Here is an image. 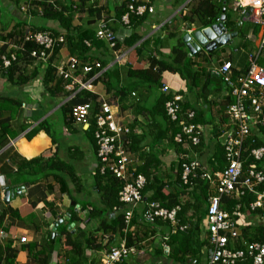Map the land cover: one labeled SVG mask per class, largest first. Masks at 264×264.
Masks as SVG:
<instances>
[{
  "label": "crops",
  "instance_id": "obj_1",
  "mask_svg": "<svg viewBox=\"0 0 264 264\" xmlns=\"http://www.w3.org/2000/svg\"><path fill=\"white\" fill-rule=\"evenodd\" d=\"M72 1L77 2V0ZM125 1L127 0H99L93 8L95 11L100 9V18H105L114 33L124 39L129 36L131 29L121 24L120 20L117 19V14L118 9ZM149 1L144 2L148 3ZM172 1L152 0L153 12L143 26L136 30L142 36L140 42L154 36L162 38L168 35L167 33L177 32L178 27H180L181 31L177 33L184 32V37L187 35L191 36L200 30V28L198 29L194 25L188 30L179 21H174L169 25L168 30L160 31V28L165 23L171 21L183 7L182 5L179 8H174ZM241 1L246 3V0ZM23 5L26 6V0H0V34L11 31L17 21H26V28H31V25H35L36 27L45 26L47 29L58 32V36L65 38L66 32L60 27L59 23L44 20L40 16L32 18L29 16V12L25 13L22 11L21 8H23ZM230 7H232V3ZM230 13L236 14L235 20H231L236 26L241 20L239 12H235L232 9ZM100 18H96V15L94 17L92 13L85 9L84 12L79 11L73 16L71 24L73 27H78L80 32L81 29H89L94 35L97 21ZM1 21L3 24H1ZM245 23L247 22L242 23L240 29ZM246 26L243 27L245 28ZM225 28L227 30L232 29L227 28L226 24ZM188 31L191 33L188 34ZM258 38L259 34L257 33L254 36L251 28L245 30L244 34H241L239 31L236 38L223 47L211 51V53H204L203 50L198 52L204 56L203 65L199 66L203 67L209 73L216 70L224 61L212 64L209 55L215 53L212 57L221 55L225 57V61L231 55V60L229 59L228 61L236 72L241 71L242 63L244 62L242 59L243 55H248L247 51L240 47L242 42L244 40L252 42L253 48L249 52L251 54L256 50ZM168 42L161 49V55L163 57L169 54V47L173 43L171 40H168ZM3 44L7 45V51L14 45L10 40L6 42L0 40V47ZM139 44L137 43L131 48L123 49L126 56L121 66L114 64V56L105 44L90 52L92 60H96L101 65H105L102 74L105 71H110L112 68H117V73H113L110 81L103 79V75H101L100 79L92 85L93 89L91 93L98 97L99 103L105 102L112 106L111 110L115 115L116 122L127 125L133 130V134L130 137L131 141L134 136L135 138L133 139L141 138V141L139 143L136 142V145L134 144L131 150L132 156L137 161V165L143 166L144 162L146 164L151 163L155 159L156 161L150 168L151 179L154 178L162 184L163 193L177 195V199L181 201L184 200V190L179 183L178 175L182 154H186L191 158L193 155L196 156L201 164L213 171L211 165L216 161L215 155L217 149L223 144L228 129V121L225 117L226 106L229 104V101H227V88L222 82L212 80L213 83L217 84L216 87L212 85L202 87L204 80H201L200 86L191 91L188 89L186 82L178 74L163 73L160 78L161 86L167 85L171 93L175 92L182 96V104H188L198 111V122L196 124L204 127V133L201 145L192 150L180 146L179 148L176 146L171 147L166 139L154 144V123L146 114L147 112L145 110L150 108L152 101L147 102L144 93L142 94L144 99L140 100L142 104H139L134 98L137 92H133L132 96L129 95L120 102L114 98V94L119 87H128L130 85L127 70H146L148 68L149 51L143 50L138 53L134 48ZM226 47H231L232 50L221 51L220 54L216 53L219 49ZM68 56L71 55L69 54L67 45L64 44L59 48L54 57L55 64L59 65ZM206 57L208 58L207 61ZM260 59L264 60V54H262ZM34 64L36 65L38 63L35 62ZM201 67H196L195 70L197 68L201 69ZM42 68L44 69L43 66ZM41 86H43L42 75L37 76L36 79H31L23 86L15 83L11 84L7 82L5 77L0 75V98L21 103L20 107L0 105V121L10 118L8 125L12 134L10 137H7V144L0 150V212L6 210L1 228L4 232V240L11 242V248L16 255V264H36V260L28 256V248H40L47 240H50L49 236L51 233H54V238L51 242L55 245L48 264H66L63 254L67 248L63 244L64 238H60L57 233L60 224L67 225L69 223V218H65L67 216L69 217L71 212L79 221H83L82 226H73V236L75 237L79 233V230H88L97 240L100 241L101 239L100 242L102 243V234L96 232V228L103 221V217L90 220L88 213L82 214L75 212L77 206L82 207L81 202L89 200L96 204L98 199L92 177V173L96 168V157L94 148L91 146L86 133L89 127L70 122L67 118L68 116L63 113L62 124L54 126H57V132H52L49 127L50 134L44 130H40L34 136H28L29 132L41 120L48 119V116L55 110H59L60 106L73 96L71 94L69 96L70 98L63 99L61 104L49 111L43 119L35 121V116L41 111L39 104L43 103V100L39 103L38 99L41 98L39 95L42 93L43 99V93L45 92H41V88L43 90ZM84 104L89 103H77L73 106ZM24 127H26L25 130H23ZM41 137H43V140L41 141L37 154L27 157L21 153L19 147L21 143H32ZM34 159L59 160L70 168L67 171L62 169L61 172H56L48 170L45 165V168L37 171L35 168L38 167L37 164L33 166V169L29 167V169L17 174V165L22 166L26 162ZM155 163L158 164L156 165ZM2 191L10 192L8 205H4L3 203ZM150 195L151 192L147 196ZM186 201H188V198ZM142 208L143 205L138 208L136 214L133 216L136 219V223L130 229L133 235L131 247H134L141 255L130 256L132 260L127 264H179L167 259L164 252L166 243L164 238L166 237L167 227H159L155 224L153 227H148L142 223L140 224L139 220L141 219ZM190 215L191 211L186 216L190 217ZM61 219L63 222L57 224ZM54 227L55 231L53 232L52 229ZM23 237L27 239V243L19 244V239ZM121 242L122 240L118 241V243ZM161 250L162 253L160 252ZM104 254L105 251L86 252V256L93 260L97 257L102 259ZM124 264L126 263L124 262Z\"/></svg>",
  "mask_w": 264,
  "mask_h": 264
},
{
  "label": "trees",
  "instance_id": "obj_2",
  "mask_svg": "<svg viewBox=\"0 0 264 264\" xmlns=\"http://www.w3.org/2000/svg\"><path fill=\"white\" fill-rule=\"evenodd\" d=\"M98 1L99 0H77V2H73L72 0H33L32 2H29L28 0H26V5L28 6L29 15L31 17L35 18L36 16H38V13L34 11V8L39 6L42 9L41 17L44 20L55 21L59 23L60 27L66 32L64 44L67 45L69 54L72 57L78 59L80 62L85 63L97 62L96 60H92V58L90 57V52L94 49H98L102 44L105 43L97 40L95 38V32L93 35V32L89 29H81L80 32L78 27L72 26L71 21L73 16L77 12H84L85 9L92 13L94 17L96 15V18H100V9L96 11L93 9ZM230 1L231 0H189V2L186 3V0H173L172 5L174 8H179L182 5L183 7L171 21L165 23L160 28V31L168 30L169 25L174 21H179L180 24H183L184 28H188V30L193 25L198 29L207 28L219 22L223 9H225V24L227 28L233 29L235 27V23L233 24V22H231V20H229L228 18L229 11L226 4ZM129 2L130 0L125 1L124 4L118 9L117 19L120 20V22L122 17L128 12ZM140 4H144L146 7V10L142 16L130 14L128 17L129 20L127 25L121 22L123 26L131 29L129 36L124 39L122 47L123 49H128L133 47L137 43H140L137 47L134 48V50H136L138 53L143 50L149 51L148 68L146 70H127L128 77L130 78V85L128 87H119L114 94V98L120 102L127 96H132L133 92H137V94L135 93L134 98L138 101L139 104H142L140 100L144 99L142 94L145 93V99H147L146 101H152L150 108L145 110L147 112L146 114L153 121L155 127V137L153 139V143L157 144L159 142H162L163 139H166L171 147L176 146L177 148H179V144L174 141V137L180 132V129L175 124L171 123L166 117L164 105L169 96L164 95L160 92L161 75L165 72L178 74L181 79L186 82L188 89L191 91L194 88L197 89L200 86L201 80H204V84L202 87L209 85L216 87L217 84L211 81V73L206 72L203 67L198 65L199 63L197 60L203 59L204 57L202 53L188 56V51L182 40L185 33H177L181 31L180 27H178L177 32L174 31L167 33L168 35L162 38L159 36H154L148 40L140 42L142 40V36H140L136 32V30L142 27L143 24L149 19V16L153 12V3L152 0H150L148 3L141 1ZM140 4L137 3L134 4V6L137 7ZM246 25L247 26L245 28L242 26V28L240 29L241 34H244L245 30H247L248 28H251L254 36L258 33L257 27H254L249 23H246ZM26 27V21H17L16 25L12 28L11 31L5 34L2 32L3 34H0L1 41L6 42L7 40H10L12 44L20 47V50L15 51V60L12 61L8 67H3L1 63V57L7 55V45L3 44L0 47V75L5 77L7 82L11 84L15 83L21 86L25 85L31 79L39 76L37 74L40 72L39 70L43 66L42 63H38L35 65V60L30 57L31 52L34 50H38L39 47L34 43L24 42V34L26 29H28ZM29 29L31 31H46L55 37H57L59 34L56 31L47 29L45 26L36 27L35 25H31V28L29 27ZM168 40L173 41V43L169 47V54L166 57H163L161 55V49L169 43ZM85 42H87L88 45H86ZM240 47L246 50L248 55H243L242 59L244 62L242 63L243 66L241 68V71L236 72V70L232 67L234 76H239L240 74L245 73L248 69L249 52L253 48V44L251 41L248 42L244 40ZM59 48L60 47L55 48L53 55L50 56V58L48 59V63L47 65H45V68L43 70L42 85L45 92L43 93V103L39 104L43 115H46L49 111L57 106V100L59 98L63 97L68 99L70 98L69 96H71V94H74V92L72 93V91L66 92L64 90V83L60 78L56 76L55 68H53V64L55 63L54 57L56 56ZM149 48L151 49L149 50ZM213 55H215V53L210 54L209 58ZM229 59L231 60V55L228 56L227 61ZM202 62H204V59ZM258 63L259 65L264 66L263 59H259ZM34 65L35 69L30 73L29 76H27L26 69ZM104 67L105 65H101L102 70ZM196 67H201V69L197 68V70H195ZM113 73H117L116 67L112 68L110 71H105L102 74L103 79H107L108 81H110ZM92 75L93 73H90L88 77ZM99 79L100 78L95 81H98ZM0 100L1 106L20 107L21 104L18 101L4 98H0ZM227 101H229V103L232 102V98L230 96H227ZM86 102L91 105L92 114H95L99 108L98 97L89 91L82 90L78 93H75L69 100L62 104L59 110H61L68 116L67 118L70 122H73L70 117L71 108L77 103ZM189 111L194 112L195 115L193 118V123L196 124L198 122V111L188 104L181 103L180 117H182ZM40 119L41 118H37L35 121H40ZM47 120L48 119L41 120L37 124V126L29 132L28 136H34L40 130H44L45 132L50 134L49 123ZM9 121L10 118L0 121V150L7 144V137H10L12 135L10 127L8 125ZM26 127H24L23 130H25ZM94 128V122L93 119H91L89 122V128L87 129L86 133L91 146L94 148L96 157L97 146L93 135ZM202 137L203 136H201L200 144L197 147L201 145ZM133 138H135V136ZM133 138L132 141L130 139V150L133 149L132 146H134V144L136 145V142L139 143L141 141V138ZM262 147H264V122L263 124H259L258 130L252 132L251 135L246 139L244 148H246L247 150L242 153V158L245 160L243 171L248 169L250 165L254 164L256 165L258 170L264 172V156L259 161L254 160L252 156H250V152L252 150ZM215 156L216 161L211 165L213 167V171L220 170L225 166V158L222 145L218 147ZM155 161L156 160L153 159L151 163L146 164V162H144L143 166L137 165V173L141 174L146 180V185L142 191V196L143 198H146V202H159L162 207L170 209L179 204L180 201L177 199V195L163 193L162 184H160L159 181L154 178L151 179L150 168ZM37 164L38 167H35L37 171L45 168V165L48 170H53L56 172H61L62 169L67 171L70 168L59 160L55 161L53 159H34L26 162L22 166L17 165L16 172L18 174L24 170L29 169V167H32L33 169V166ZM155 164L157 165L158 163ZM92 177L94 179V188L96 189L98 199L96 201V204L89 200L81 202V208L83 210H88V218L90 220L103 217V221L96 228V232H100L102 234V241L103 237L107 236V241L106 244H104V247H102L103 244L100 242L101 239L100 241L97 240V238L93 237L92 233L88 230H79V233L74 237L73 234L67 230V228L70 224H74L75 227H78L80 221L71 212L70 216L68 217L69 223L67 225L60 224L59 231L57 233L60 238H64L63 244L64 247L67 248L64 250L63 254L66 264H95L93 259L86 256L87 251H109L110 248L117 247L119 245L118 241L122 239L125 240V245L127 247H131L133 243L132 232H124L125 225L123 223V216L125 206L122 205L118 200V192L120 189L119 181L107 171L104 174H99L97 171V173L92 175ZM178 180L181 184L180 172L178 175ZM181 187L184 190V195H190L193 198L192 202L183 201V203L181 204V211L179 213L180 222L182 224H188L187 231L171 234L170 227L167 222L156 221L155 225L159 227H167V239L165 243L169 248L167 259H170L179 264H202L205 261L204 247L206 245V241L202 237L200 226L202 225L206 214L207 186L205 183L197 181L195 183V186L191 190H187V188L183 187L182 184ZM150 192L151 195L147 196ZM253 200V195L245 193L243 198L239 201V212L247 214L249 213L250 216L253 217L257 216L259 213H262L260 211L250 212L248 204ZM235 204L236 202L234 200L226 199L223 202L222 208L223 210L231 213L236 206ZM137 210L134 211V215L136 214ZM190 211L191 215L190 217H187L186 215ZM5 214L6 210L0 212V226ZM133 219L131 221V225L136 223V219H134V221ZM139 222L140 224L143 223L141 219L139 220ZM241 237L242 239H245L249 242H259L264 245V222L255 221L253 225L242 228ZM54 245L55 244L53 242L47 240L44 245H42L38 249L37 247L28 248V256L33 260H36V264H48L50 256L53 252ZM160 252L162 253V250ZM15 259L16 255L14 250L11 248V242L2 239L0 243V264H16ZM124 262L121 264H124ZM237 264H252V261L250 258H245Z\"/></svg>",
  "mask_w": 264,
  "mask_h": 264
},
{
  "label": "built area",
  "instance_id": "obj_3",
  "mask_svg": "<svg viewBox=\"0 0 264 264\" xmlns=\"http://www.w3.org/2000/svg\"><path fill=\"white\" fill-rule=\"evenodd\" d=\"M141 1L148 0H130L128 12L121 19L123 24H128L130 14L143 15L146 7L140 4ZM137 3L140 5L135 7L134 4ZM21 9L25 13L29 12L27 5ZM231 9L238 11L245 22L257 27L259 38L256 50L249 54V66L245 73L234 76L229 61H224L216 70L211 71V80L221 81L227 88V96L232 98L225 111L228 121V129L222 144L225 166L220 170L211 171L201 164L196 156L193 155L191 158L182 154L179 163L180 181L187 190H191L197 181L207 186L206 214L200 226L202 237L206 241L204 247L206 258L202 264H237L245 258H250L252 264H264V245L259 242H249L241 237L242 228L253 225L255 221L264 222V172L258 170L254 164L250 165L246 172L243 171L245 160L242 158V153L247 150L244 148L246 139L252 132L258 130L259 124L264 122V66L258 63L264 54V0H246V3L232 0ZM34 11L38 16H42L41 7H35ZM190 33L188 31V34ZM95 38L104 42L112 52L114 64L121 66L124 63L126 56L122 47L124 38L110 29L105 18L101 17L97 21ZM24 42L34 43L39 47L38 50L31 52L30 57L35 62L42 63L45 68L55 48L64 45L65 39L63 36L55 37L49 32L31 31L28 28L24 34ZM85 44L88 45L87 42ZM17 50H20V47L13 45L7 51V55L1 57L3 67H8L15 60ZM53 68L56 76L63 81L64 90L72 91L74 94L81 90L91 92L94 81L100 78L103 72L99 62L82 63L72 56H68L59 65L54 63ZM90 73L93 75L88 77ZM160 92L169 96L164 105L166 117L180 129L174 141L182 148L191 150L196 148L200 144L204 127L193 123L195 115L193 111L180 117L183 101L180 94L171 93L167 85H162ZM111 108L110 104L100 102L97 112L92 114L90 104L77 105L71 108L70 117L73 123L86 127H89V122L93 119L95 127L93 135L97 150L96 168L92 175L97 171L99 174L107 171L119 181L118 200L125 206L124 232L130 231L134 211L142 204L140 218L143 222L153 225L156 221L167 222L171 234L186 232L188 224H182L179 219L183 200L170 209L162 207L159 202L144 200L142 191L146 180L137 173V161L130 150L133 130L127 125L116 122ZM250 156L256 161L261 160L264 156V147L252 150ZM245 193L254 196V200L248 204L250 212H262L253 217L255 221L251 220L249 213L239 212V201ZM226 199L236 202L231 213L222 208ZM2 200H4V191H2ZM75 212L87 214L88 210L77 206ZM82 222L80 221L79 226H82ZM3 237L4 232L0 226V243ZM166 239L165 237L164 241ZM106 241L107 236H104L103 246ZM18 243L26 244L27 239L23 237ZM104 251L101 264H121L132 255H141L134 247H127L124 239L119 246ZM164 252L167 256L169 249L166 244Z\"/></svg>",
  "mask_w": 264,
  "mask_h": 264
},
{
  "label": "water",
  "instance_id": "obj_4",
  "mask_svg": "<svg viewBox=\"0 0 264 264\" xmlns=\"http://www.w3.org/2000/svg\"><path fill=\"white\" fill-rule=\"evenodd\" d=\"M187 1L186 3H188ZM185 3V4H186ZM225 9L222 10V15L220 17V21L217 24H214L212 26H209L207 28L200 29L199 31L195 32L192 36V39L189 40V35L183 37V42L185 44V47L188 51V56L195 55L196 53L200 52L201 50L205 51L206 53H211V51H214L220 47H223L224 45L228 44L232 40H234L237 36V34L240 31V27L243 22H245V19H241L237 25L230 30H226L225 28ZM217 77V76H215ZM212 81H219L218 79H212ZM9 197L10 192L5 191L4 192V205L9 204ZM68 216L65 218L67 219ZM63 220L58 221L57 224L62 223ZM73 226L74 224H70V226L67 228L68 231L73 233ZM52 231H55V227L52 229ZM50 241L54 238V233H51Z\"/></svg>",
  "mask_w": 264,
  "mask_h": 264
},
{
  "label": "rangeland",
  "instance_id": "obj_5",
  "mask_svg": "<svg viewBox=\"0 0 264 264\" xmlns=\"http://www.w3.org/2000/svg\"><path fill=\"white\" fill-rule=\"evenodd\" d=\"M225 1H227V0H225ZM231 3H232V0L229 2V3H226L227 4V8H228V11H229V13H228V18H229V20H235V18H236V14L235 13H230V11H231ZM23 7H25V5H23ZM30 16V15H29ZM37 17V16H36ZM32 18H34V17H32ZM3 21V20H2ZM1 21V24H3V22ZM245 25H246V23H245ZM245 25H243V26H245ZM194 34V33H193ZM192 34V35H193ZM189 36V40L190 39H192V37L193 36ZM227 50H232L231 49V47H226V48H224V49H219V51H217L216 53L217 54H220L221 53V51H227ZM210 59H211V63L212 64H214V63H217V62H221V61H225V57H222L221 55H216V56H214V57H210ZM208 60V58L206 59V61ZM198 61V65H203V63H202V61H203V59H200V60H197ZM35 69V65L34 66H30V67H28L27 69H26V74H27V76H29L30 75V73L33 71ZM43 68L41 67L40 68V72L37 74V75H43ZM34 79H36V78H34ZM41 87H43V86H41ZM44 91V87H43V90H42V88H41V92H43ZM41 98H39L38 99V101H39V103H41L42 102V93L39 95ZM62 99H58L57 100V105L59 104H61V101H63V99H65V98H63V97H61ZM44 116L45 115H43V113L40 111V112H38V114H37V116H35V120L37 119V118H41V119H43L44 118ZM49 118H48V123H49V125H51V126H49L50 127V129H51V131L53 132V131H55V132H57V126L56 127H54L55 125H61L62 124V122H63V112L62 111H60V110H55L50 116H48ZM188 198V202H192L193 201V198L191 197V196H189V195H184V202H186V199ZM251 218H252V220H253V216H251ZM142 224H144L145 226H148V227H153V224H148V223H145V222H143ZM132 257V256H131ZM131 257H128L126 260H125V263L127 264V263H129L131 260H132V258ZM94 262H95V264H101V259H100V257L98 258H96L95 260H94Z\"/></svg>",
  "mask_w": 264,
  "mask_h": 264
},
{
  "label": "bare ground",
  "instance_id": "obj_6",
  "mask_svg": "<svg viewBox=\"0 0 264 264\" xmlns=\"http://www.w3.org/2000/svg\"><path fill=\"white\" fill-rule=\"evenodd\" d=\"M42 140H43V137H41L39 140L33 141L32 143H24V142L21 143L19 145L21 153L27 157L37 154V152L40 149Z\"/></svg>",
  "mask_w": 264,
  "mask_h": 264
}]
</instances>
